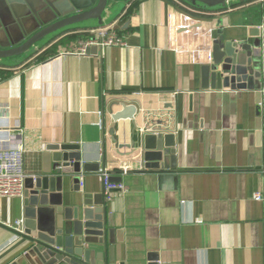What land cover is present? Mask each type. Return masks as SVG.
<instances>
[{"label": "crops", "instance_id": "crops-1", "mask_svg": "<svg viewBox=\"0 0 264 264\" xmlns=\"http://www.w3.org/2000/svg\"><path fill=\"white\" fill-rule=\"evenodd\" d=\"M259 7L264 0H230L219 9L107 0L102 24L91 21L0 63V138L13 146L10 129L19 124L26 173L41 171L43 153L56 144H79L82 162L97 163L79 182L62 173L49 185L54 204L36 211L72 227L75 216L92 224V243L84 245L112 248L115 264H151L154 255L156 264H264V200L252 196L264 197V101L251 91L201 87L218 34L250 44L264 34ZM110 25L123 45L71 53L94 28ZM112 103L113 112L134 107L131 119L111 120ZM156 128L174 136V166L169 158L163 168L144 166L156 142L143 135ZM103 171L125 185L111 200ZM98 200L104 212L85 221L84 210ZM24 211L21 195L0 196V264L26 247L12 227Z\"/></svg>", "mask_w": 264, "mask_h": 264}, {"label": "water", "instance_id": "water-1", "mask_svg": "<svg viewBox=\"0 0 264 264\" xmlns=\"http://www.w3.org/2000/svg\"><path fill=\"white\" fill-rule=\"evenodd\" d=\"M199 8H223L230 0H184ZM107 0H0V63L10 62L16 57H27L61 33L75 28L88 26L91 21L103 23V13ZM53 10L58 17H51ZM92 45L88 52L97 51ZM202 89H231L251 91L255 101H264V34L252 44L237 43L218 34L212 41L211 61L201 67ZM111 120L117 121L133 116L134 107L122 104V111L113 112ZM259 108H257V113ZM155 139V146L144 154L146 168L165 167V159L174 166L175 141L172 133H164L156 128L150 134H144L145 142ZM83 154L79 144H56L48 146L43 153V167L34 175H28L23 183L21 194L25 206L23 228L17 234L26 239V247L21 256L11 264H115L112 248L104 250L88 249L84 244L92 243L87 237L93 225L77 221L74 227L64 223L62 216L45 219L46 210L42 206L53 205V194L48 195L49 185L56 183L62 173H73L79 182L81 172H92L97 163L82 162ZM151 160L155 162L149 163ZM119 180V178H114ZM111 177V180H114ZM115 190V189H114ZM112 190L111 192H114ZM49 197V199H48ZM86 206H91L85 200ZM96 208L84 210L85 221L93 214L101 216L103 202L96 201ZM101 214V215H100ZM96 217V220H100ZM21 224V226H22ZM85 227L82 234V227ZM157 257H151L156 264Z\"/></svg>", "mask_w": 264, "mask_h": 264}, {"label": "built area", "instance_id": "built-area-1", "mask_svg": "<svg viewBox=\"0 0 264 264\" xmlns=\"http://www.w3.org/2000/svg\"><path fill=\"white\" fill-rule=\"evenodd\" d=\"M92 34L91 38L81 40L79 45L71 53L86 54L88 48L92 45L102 49L103 47L111 45L124 44L123 37L112 25L98 26L93 29ZM209 58V61H211V55ZM13 126L10 129L11 133L8 138V140L11 139L14 141L13 146L3 145L2 142L4 139L0 138V196H20L24 189L23 181L28 176L24 164L25 151L22 145H20L21 127L19 124ZM121 172H127V168H121ZM101 181H103L105 199L107 200H111L112 190L125 189V185L121 180H111V174L108 171L101 173ZM252 196L255 200H264V197L259 192L254 193ZM22 223L23 220L20 218L12 227L19 230Z\"/></svg>", "mask_w": 264, "mask_h": 264}, {"label": "trees", "instance_id": "trees-1", "mask_svg": "<svg viewBox=\"0 0 264 264\" xmlns=\"http://www.w3.org/2000/svg\"><path fill=\"white\" fill-rule=\"evenodd\" d=\"M256 13H257V15L260 17V15H261L262 13H264V8H260V7L257 8V9H256ZM41 56H43V55H41ZM39 57H40V56H39ZM39 57H38V58H39Z\"/></svg>", "mask_w": 264, "mask_h": 264}, {"label": "rangeland", "instance_id": "rangeland-1", "mask_svg": "<svg viewBox=\"0 0 264 264\" xmlns=\"http://www.w3.org/2000/svg\"><path fill=\"white\" fill-rule=\"evenodd\" d=\"M58 17L59 16V13L55 10H53V12H51V17ZM2 46V44H0ZM14 60H12L11 62H13Z\"/></svg>", "mask_w": 264, "mask_h": 264}]
</instances>
